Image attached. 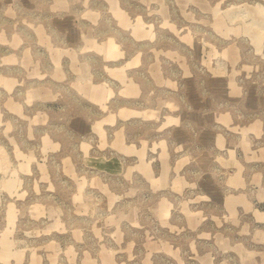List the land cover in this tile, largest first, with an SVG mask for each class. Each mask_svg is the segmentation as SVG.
Instances as JSON below:
<instances>
[{
    "label": "rangeland",
    "instance_id": "rangeland-1",
    "mask_svg": "<svg viewBox=\"0 0 264 264\" xmlns=\"http://www.w3.org/2000/svg\"><path fill=\"white\" fill-rule=\"evenodd\" d=\"M0 264H264V0H0Z\"/></svg>",
    "mask_w": 264,
    "mask_h": 264
}]
</instances>
